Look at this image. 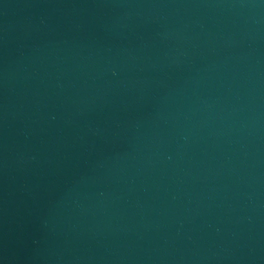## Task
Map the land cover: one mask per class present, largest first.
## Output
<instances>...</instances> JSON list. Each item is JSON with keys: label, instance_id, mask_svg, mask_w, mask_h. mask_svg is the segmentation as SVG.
<instances>
[{"label": "water", "instance_id": "obj_1", "mask_svg": "<svg viewBox=\"0 0 264 264\" xmlns=\"http://www.w3.org/2000/svg\"><path fill=\"white\" fill-rule=\"evenodd\" d=\"M0 264H264V0H0Z\"/></svg>", "mask_w": 264, "mask_h": 264}]
</instances>
